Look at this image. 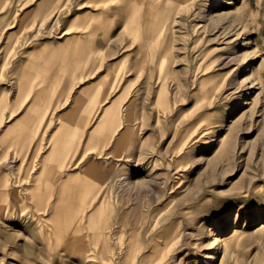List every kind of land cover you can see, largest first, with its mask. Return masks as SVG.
<instances>
[{
    "label": "rangeland",
    "instance_id": "rangeland-1",
    "mask_svg": "<svg viewBox=\"0 0 264 264\" xmlns=\"http://www.w3.org/2000/svg\"><path fill=\"white\" fill-rule=\"evenodd\" d=\"M50 31L0 34V264H264V0L178 1L125 82L129 149L67 226L8 128L18 63Z\"/></svg>",
    "mask_w": 264,
    "mask_h": 264
},
{
    "label": "crops",
    "instance_id": "crops-1",
    "mask_svg": "<svg viewBox=\"0 0 264 264\" xmlns=\"http://www.w3.org/2000/svg\"><path fill=\"white\" fill-rule=\"evenodd\" d=\"M72 1L67 9L68 0H0V34L18 36L35 26L57 33L34 40L18 63L11 102L15 107L21 98V108H12L8 128L26 161L49 172L56 210L64 219L68 211L64 225L99 194L107 155L128 151L125 82L141 50L164 33L179 0Z\"/></svg>",
    "mask_w": 264,
    "mask_h": 264
},
{
    "label": "bare ground",
    "instance_id": "bare-ground-1",
    "mask_svg": "<svg viewBox=\"0 0 264 264\" xmlns=\"http://www.w3.org/2000/svg\"><path fill=\"white\" fill-rule=\"evenodd\" d=\"M215 57H216V56H215ZM245 71H246V70H245ZM248 71H250V70H247L246 72H248ZM246 72H245V73H246ZM110 90H111V89H110ZM98 96H99V95H98ZM97 98H98V97H97ZM245 105H246V104H245ZM100 114H101V113H100ZM95 126H96V125H95ZM97 126H98V125H97ZM49 178H50V177H49ZM46 185H47V184H46ZM49 185H50V184H49ZM49 185H47V187H48L47 189H49V187L51 186V185H50V186H49ZM81 185H82V184H80V186H81ZM58 186H59V185H58ZM83 186H84V185H83ZM34 188H36V187H34ZM82 188H83V187H82ZM87 190H88V189H87ZM49 191H50V190H49ZM84 192H85V191H84ZM79 193H80V192H79ZM79 193H78V194L76 193V196H77V195L79 196ZM46 195H47V193H46ZM70 195H71V194H70ZM83 195H84V194H83ZM85 195H86V194H85ZM50 196H51V193H50ZM50 196H49V192H48V197H50ZM67 196H68V195H67ZM65 198H67V197H65ZM65 198H64V199H65ZM68 198H69V197H68ZM68 198H67V200H68ZM75 198H77V197H75ZM48 199H49V198H48ZM64 199H61V200H64ZM69 199H70V198H69ZM67 200H66V201H67ZM49 201H50V200H49ZM58 201H59V200H58ZM61 203H62V202H61ZM69 203H70V202H69ZM69 203H68V207H69ZM53 204H54V203H53ZM64 205H65V203H64ZM70 205H72V204H70ZM51 206H52V205H51ZM91 207H92V206H91ZM94 207H95V206H94ZM63 208L65 209V207H63ZM77 209H78V208H77ZM66 210H67V209H66ZM73 211H74V210H73ZM73 211H72V212H73ZM89 211H90V210H89ZM75 213H76V212H75ZM86 213H87V212H86ZM95 213H96V212H95ZM70 214H72V213H70ZM79 215H81V214H79ZM68 217H69V216H68ZM70 218H71V217H70ZM72 218H73V217H72ZM73 221H74V220H73ZM74 223H75V222H74ZM85 224H86V223H85ZM65 225H66V224H65ZM73 225H74V224H73ZM66 226H67V225H66ZM101 227H102V226H101ZM97 229H99V228H97ZM92 230H93V229H92ZM99 230H100V229H99ZM104 231H105V230H104ZM56 232H57V231H56ZM57 233H58V232H57ZM67 233H68V232H67ZM109 233H110V232H109ZM59 234H60V233H58V235H59ZM92 234H94V232H93ZM95 234H96V233H95ZM105 234H107V233H105ZM67 235H68V234H67ZM106 236H107V235H106ZM107 237H108V236H107ZM165 237H166V236H165ZM106 239H107V238H106ZM165 240H166V239H165ZM163 241H164V240H163ZM158 243H159V242H158ZM94 246H95V245H94ZM90 250H91V249H90ZM126 250H127V249H126ZM91 252H92V250H91ZM146 254H147V253H146ZM146 254H145V255H146ZM160 254H161V253H160ZM143 255H144V254H143ZM92 256L94 257V255H92ZM151 257H152V256H151ZM157 257H158V256H157ZM144 258H145V257H144ZM124 259H125V258H124ZM154 259H155V258H154ZM149 260H150V259H149ZM126 261H127V260H126ZM142 261H143V260H142ZM147 263H148V262H147ZM151 263H152V262H151ZM152 264H153V263H152Z\"/></svg>",
    "mask_w": 264,
    "mask_h": 264
}]
</instances>
